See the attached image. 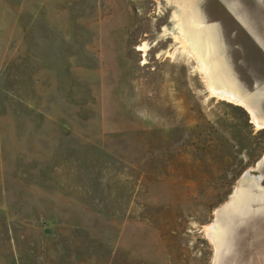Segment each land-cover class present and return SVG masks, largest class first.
<instances>
[{
  "label": "rangeland",
  "instance_id": "obj_1",
  "mask_svg": "<svg viewBox=\"0 0 264 264\" xmlns=\"http://www.w3.org/2000/svg\"><path fill=\"white\" fill-rule=\"evenodd\" d=\"M187 5L0 0V264H264V213L209 228L264 188V1L193 3L258 115L212 93Z\"/></svg>",
  "mask_w": 264,
  "mask_h": 264
},
{
  "label": "bare ground",
  "instance_id": "obj_2",
  "mask_svg": "<svg viewBox=\"0 0 264 264\" xmlns=\"http://www.w3.org/2000/svg\"><path fill=\"white\" fill-rule=\"evenodd\" d=\"M193 3L194 0H189V5L187 6L189 9H191V11H189L188 13L190 17L194 20L196 26L194 27V29H192V31L190 30H188V32L186 31L187 34L185 33L186 34L185 39H187L186 41H188L191 44L192 48L194 49L192 50L195 53L194 55H196L198 59L200 58L201 60V61L199 60L201 62V64H199L200 69L204 71V73L207 75L209 79H212V83L210 85L212 93L219 98L226 99L228 101H232L238 104L239 103L244 104L250 108V105L245 98V94L241 90V86H239L238 82H236L235 77H233V75L231 74L228 68L226 69L222 67L221 63L224 62V58L220 57L221 54L219 52L220 49H217V45H216L218 42L216 43L215 41V45L213 44L214 41L213 37H215L216 39V33L214 32V27H212L211 25L203 24V20L198 15L196 9L193 8ZM184 11L183 13H185ZM141 49L146 51V45H144V47H142ZM247 173L248 172H246L245 175ZM250 176H252L253 181L249 180L247 187H244L242 189L240 188V186H242L241 184L237 185L234 195H232L229 202H227L228 204L225 203V207L221 208L220 210L219 209L217 210L218 215L220 213L219 220L218 221L215 220L216 221V222L214 221L215 224H213L214 223L213 222L209 226V228H211L212 237L214 239L216 246L219 245V243L221 244L223 242L222 236L227 232L225 226L228 220L226 218L227 213H225L224 211L241 212V213L244 211L248 212V210L251 209L252 207L254 208L256 205H259V209H260L259 211L264 212L263 210L264 204L262 205V202L264 201V188L263 186L260 187L256 186V180L260 179L261 177L253 176V174ZM254 203L256 205H253Z\"/></svg>",
  "mask_w": 264,
  "mask_h": 264
},
{
  "label": "water",
  "instance_id": "obj_3",
  "mask_svg": "<svg viewBox=\"0 0 264 264\" xmlns=\"http://www.w3.org/2000/svg\"><path fill=\"white\" fill-rule=\"evenodd\" d=\"M262 1H264V0H262ZM213 44L215 45V42L213 41ZM241 90H243V93H245V98H246V100L248 101V103H249V105L250 106H252V109H253V112H254V114L255 115H258L259 114V112H260V109H261V104L263 103V99L261 98V97H258V94H257V92L256 93H249L245 88H241ZM256 96H257V98H256ZM253 173H255V171H252V170H250L244 177H242L239 181H240V183H239V181H238V184H241L242 186H240V188L242 189V188H244V187H247V184L249 183V180H252V176H250V175H252ZM253 181V180H252ZM262 182V178H260V179H258V180H256V186L257 187H260V186H262L261 183ZM235 189H236V187H235ZM235 192V191H234ZM240 192V191H239ZM233 195H234V193H233ZM231 198V197H230ZM230 198H229V200H230ZM229 200L227 201V202H229ZM226 202V203H227ZM228 204V203H227ZM264 204V201L262 202V205ZM253 205H256L255 203L253 204ZM261 205V206H262ZM260 206V207H261ZM223 207H225V204L224 205H222L220 208H219V210L221 209V208H223ZM226 208H228V207H226ZM255 208H256V210H260L259 209V205H256L255 206ZM227 210H229V209H227ZM263 210H264V207H263ZM225 213H227V220H228V218L230 217V215H232V213L233 212H229V211H224ZM219 216H220V213H219ZM220 218V217H219ZM226 232V231H225ZM225 235V234H224ZM224 235L222 236V237H224ZM223 240V243H224V238L222 239ZM223 244L221 243V245H220V243H219V246L217 247V250L219 251L220 250V248H221V246H222ZM217 251V253H219Z\"/></svg>",
  "mask_w": 264,
  "mask_h": 264
},
{
  "label": "flooded vegetation",
  "instance_id": "obj_4",
  "mask_svg": "<svg viewBox=\"0 0 264 264\" xmlns=\"http://www.w3.org/2000/svg\"><path fill=\"white\" fill-rule=\"evenodd\" d=\"M262 213L264 212L256 210L255 207L249 209L248 212H233L232 215H230V217L228 218V222L225 226L227 230L226 234L223 237L225 244L227 243L229 244L228 246H230V244L234 242V234L237 231L239 225L245 223L248 218L263 215ZM234 258H236V255L234 256Z\"/></svg>",
  "mask_w": 264,
  "mask_h": 264
}]
</instances>
